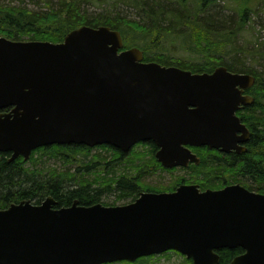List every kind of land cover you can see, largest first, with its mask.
I'll return each mask as SVG.
<instances>
[{
    "label": "water",
    "instance_id": "95a60500",
    "mask_svg": "<svg viewBox=\"0 0 264 264\" xmlns=\"http://www.w3.org/2000/svg\"><path fill=\"white\" fill-rule=\"evenodd\" d=\"M120 30L83 24L62 42L0 36V152L29 159L49 144L154 141L165 167L200 162L190 146L247 151L237 114L256 80L221 64L213 72L144 61ZM50 195L0 209V264H103L176 249L194 264L241 246L227 264H264V193L240 183L143 191L127 204L56 207Z\"/></svg>",
    "mask_w": 264,
    "mask_h": 264
},
{
    "label": "trees",
    "instance_id": "16d2710c",
    "mask_svg": "<svg viewBox=\"0 0 264 264\" xmlns=\"http://www.w3.org/2000/svg\"><path fill=\"white\" fill-rule=\"evenodd\" d=\"M26 1L0 2V35L17 40L60 42L69 31L83 24L108 25L121 31L125 47L143 49L146 61L176 65L193 72H212L224 64L231 71L255 75V84L247 90L254 96V102L238 111L251 135L246 143L247 151L240 154L220 153L207 146L194 147L201 162L185 168L189 170L187 174L159 185L144 181L166 170L155 156L158 147L152 140L140 144L145 147L143 152L136 151L139 145L123 151L111 144L91 147L84 143L49 144L35 149L28 160L19 157L10 161V152H0V209L23 199L40 204L49 195L56 200V207L71 205L75 200L82 205L122 204L135 200L143 190H170L183 179L198 182L204 189L241 183L264 193V42L258 38L253 43L239 41L240 34L251 26L257 11L254 6L240 5V0H224L220 8L208 6L221 0H196L194 7L189 6V0H177L181 8L171 5L169 1L173 0H111L139 8L147 16L141 23L112 8L94 13L86 7L95 3L108 7L110 0H42L45 6L40 5L41 0H30L35 7H41L36 9ZM169 38L177 41L172 54ZM94 149L101 151L93 154ZM44 157L45 161L62 158L63 163L73 164L74 168L65 166L61 170L38 164ZM109 197L114 198L113 202L105 201ZM242 251L241 247L217 250L219 264L228 263ZM185 262L193 264L191 259ZM124 263L152 264L154 260L150 256Z\"/></svg>",
    "mask_w": 264,
    "mask_h": 264
},
{
    "label": "rangeland",
    "instance_id": "374dc122",
    "mask_svg": "<svg viewBox=\"0 0 264 264\" xmlns=\"http://www.w3.org/2000/svg\"><path fill=\"white\" fill-rule=\"evenodd\" d=\"M20 0H0V2L2 3H11V4H18ZM42 1V0H41ZM171 5L175 6H179L180 4L178 3L177 0H173V1H169ZM220 2V3H219ZM219 2L213 3L211 5H209L208 7H223V5L225 4L224 0H221ZM26 3H28V5L31 8H41V7H35L34 3L30 0H27ZM108 3V7H104V5H100L98 3L95 4H88L86 5V7L91 11V12H99L102 11L104 8H108L114 11V12H120L122 14H124L125 17L132 19V20H137L141 23H143V21L145 22L146 17L144 14L142 15V13L139 12V8L132 6L128 3H124L123 1L121 2H107ZM115 5L114 7V4ZM190 7H194V5H197V1L196 0H189L188 2ZM239 4H244V5H250V6H254L257 11L255 12L254 16H253V21L250 24L251 26H249L247 29H245L239 36V41L241 43H253L255 41H257L261 38L264 37V0H240ZM39 5V4H38ZM41 6H45V1L41 2L40 4ZM231 7H235L234 4H230ZM113 6V7H111ZM182 6L180 5L179 8H181ZM177 7V9H179ZM228 12V11H227ZM230 13H232V11H230ZM169 40H172L171 43L168 42V47L170 48V54H172V52H174V50L177 49L176 46H173L174 44L177 43L176 40L169 38ZM264 42V40H262ZM139 150H136L137 152H143V147L142 145L138 146ZM101 150L100 149H94L93 150V154H97L99 153ZM109 154H107L108 156ZM46 157L40 159L38 161V164L41 163V165L44 166H52V167H58L61 170H64V167H70L71 169L74 168L73 164L71 165H66L65 163H63V161L61 160L62 158H53V159H49L46 160ZM41 165H38L39 167ZM189 171L187 170H183V169H179L177 171L174 172H167V171H162L159 173H156L153 176H149L146 177L144 179L145 182L150 183L152 185H159V184H168L169 178H174L176 175H182V174H187ZM248 183V182H247ZM250 183V182H249ZM113 197H109L106 198L105 201L108 203L113 202ZM121 201H119V203H121ZM185 257H183L182 255H165L163 257H158V258H153L154 263L152 264H188L185 262ZM114 264H122V263H114Z\"/></svg>",
    "mask_w": 264,
    "mask_h": 264
},
{
    "label": "flooded vegetation",
    "instance_id": "af4514ba",
    "mask_svg": "<svg viewBox=\"0 0 264 264\" xmlns=\"http://www.w3.org/2000/svg\"><path fill=\"white\" fill-rule=\"evenodd\" d=\"M245 93H246V91H245ZM248 105H250V104H248ZM246 106L247 105H245V106H242V107H244V108H246ZM244 108H242V109H244ZM249 139H250V137H249ZM249 139L247 140V141H245V142H242V143H240L242 146H245L246 148H247V146H246V143L249 141ZM216 151H218V152H220V153H236V154H240V153H242V152H245L244 150H241L240 152H238L237 150H232V151H230V152H222V151H220V150H216ZM194 165V163H190L189 164V166H187V167H184V166H181V167H173V168H164V169H166V170H164V171H167V172H174V171H177V170H179V169H183V170H186L185 168H190L191 166H193ZM187 171H189V170H187ZM177 176H179V175H176L175 177H177ZM174 177V178H175ZM172 179L173 178H169V181L171 182L172 181ZM184 181H180V182H178V184L176 183V185L174 186V188H172V189H170V190H175L176 188H177V186L180 184V183H185V182H187V181H189V180H185V179H183ZM187 183H190V182H187ZM237 247H240V246H237ZM242 248V247H241ZM243 249V248H242ZM245 252V250L243 249V251L241 252V254L242 253H244ZM170 254H172V255H182L180 252H178L177 250H174V249H170V250H167V251H165L164 253H162V254H160V255H154V256H152L153 258H158V257H163V256H165V255H170ZM183 257H185L184 255H182ZM185 259V258H184ZM232 260V259H231ZM230 262V261H229ZM120 263H122V262H120Z\"/></svg>",
    "mask_w": 264,
    "mask_h": 264
}]
</instances>
